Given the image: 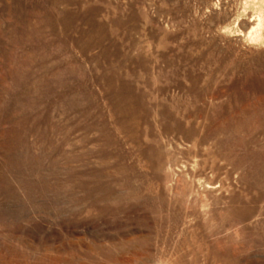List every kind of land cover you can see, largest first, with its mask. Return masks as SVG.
I'll return each instance as SVG.
<instances>
[{"label":"rangeland","instance_id":"1","mask_svg":"<svg viewBox=\"0 0 264 264\" xmlns=\"http://www.w3.org/2000/svg\"><path fill=\"white\" fill-rule=\"evenodd\" d=\"M0 264H264V0H0Z\"/></svg>","mask_w":264,"mask_h":264}]
</instances>
